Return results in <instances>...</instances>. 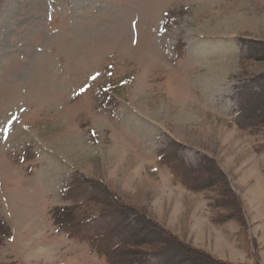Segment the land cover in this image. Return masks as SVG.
I'll list each match as a JSON object with an SVG mask.
<instances>
[{
	"label": "rangeland",
	"instance_id": "1",
	"mask_svg": "<svg viewBox=\"0 0 264 264\" xmlns=\"http://www.w3.org/2000/svg\"><path fill=\"white\" fill-rule=\"evenodd\" d=\"M260 75L264 0H0V264H105L67 225L103 208L80 205L90 178L175 236L183 261L259 264L243 208L264 121L235 115ZM171 144L175 163L212 159L234 193L218 173L202 191L174 180Z\"/></svg>",
	"mask_w": 264,
	"mask_h": 264
},
{
	"label": "trees",
	"instance_id": "2",
	"mask_svg": "<svg viewBox=\"0 0 264 264\" xmlns=\"http://www.w3.org/2000/svg\"><path fill=\"white\" fill-rule=\"evenodd\" d=\"M246 48L245 56L254 57L262 45L260 42L252 41L248 42ZM254 81L258 83L259 89L250 93L244 89L241 94L242 101L235 115L237 118L243 117V121H237L239 128H251L257 122L264 121V75L255 77ZM259 109H263L262 114L256 115ZM176 147L177 145L171 144L159 152V158L167 164L174 180L192 191H202L215 186L217 180L215 174L218 173L220 176L223 175L229 194L234 193L225 174L212 159L195 166L183 165L180 163L181 160L175 163L177 158L173 160L172 153ZM86 183L90 189L84 191L86 196L80 205L90 201L103 208L93 214L73 218L66 216L67 225L71 222L74 227H83L86 235H83L82 239L89 243L94 252L104 257L106 264H234L209 256L203 258L204 260L192 258L183 261L186 254L180 250V242L175 236L166 234L143 212L121 201L102 181L87 179ZM238 208L242 211L240 203ZM72 209L65 208V214L70 215ZM237 215L244 222L242 212ZM103 224L105 226H102Z\"/></svg>",
	"mask_w": 264,
	"mask_h": 264
},
{
	"label": "crops",
	"instance_id": "3",
	"mask_svg": "<svg viewBox=\"0 0 264 264\" xmlns=\"http://www.w3.org/2000/svg\"><path fill=\"white\" fill-rule=\"evenodd\" d=\"M261 175L262 183H257L258 191H256L259 195L245 202L243 209L249 223L250 237L260 246V250H257V255L260 256L258 263L264 264V176L262 172Z\"/></svg>",
	"mask_w": 264,
	"mask_h": 264
},
{
	"label": "bare ground",
	"instance_id": "4",
	"mask_svg": "<svg viewBox=\"0 0 264 264\" xmlns=\"http://www.w3.org/2000/svg\"><path fill=\"white\" fill-rule=\"evenodd\" d=\"M242 20V19H241ZM240 21V19L236 20V22ZM251 21V20H250ZM230 23V22H229ZM234 22H232V24H230L229 26L233 27L235 26V24H233ZM227 25V24H226ZM230 29V28H229ZM218 45V44H217ZM222 49V48H221ZM213 71H209V76H211L209 78V80L207 81V85L211 84V87L215 86V84H219V82H221L222 78H223V74L225 72V63L223 62H217L215 64H213Z\"/></svg>",
	"mask_w": 264,
	"mask_h": 264
}]
</instances>
